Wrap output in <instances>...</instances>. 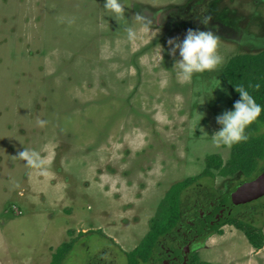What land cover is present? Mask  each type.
Returning <instances> with one entry per match:
<instances>
[{"label":"rangeland","instance_id":"obj_1","mask_svg":"<svg viewBox=\"0 0 264 264\" xmlns=\"http://www.w3.org/2000/svg\"><path fill=\"white\" fill-rule=\"evenodd\" d=\"M121 2L117 19L105 0H0V264H93L105 247L114 264H141L181 204L243 181L204 170L230 159L211 138L237 101L223 71L264 50V0ZM205 17L222 64L185 82L167 41L208 30ZM23 148L40 167L17 157ZM248 203L241 219L264 237L263 201ZM197 251L193 264H264V244L230 224Z\"/></svg>","mask_w":264,"mask_h":264},{"label":"clouds","instance_id":"obj_2","mask_svg":"<svg viewBox=\"0 0 264 264\" xmlns=\"http://www.w3.org/2000/svg\"><path fill=\"white\" fill-rule=\"evenodd\" d=\"M104 9L113 13L117 19L124 17L125 6L121 0H105ZM210 20V17H205L201 21L208 30L189 29L182 40L169 39L167 41L170 49L168 54L176 58L178 53L179 58L175 59L173 69L177 70V76L182 81L189 82L194 75L214 71L222 64L219 52L221 37L209 27ZM127 31L128 38L134 39L135 32L133 29L129 28ZM256 87L259 88V85H256ZM235 91L239 94L240 99L234 103L233 110L226 111L216 118L220 129L211 138L218 146L231 147L235 144L246 142L249 139L246 130L264 111V107L256 102V99L244 86L235 87ZM195 115L199 117V123L204 119V114L196 112ZM44 123V121H37L40 126H43ZM200 131L207 135L203 128ZM17 157L25 160L29 165L35 167H40L41 165L38 154L34 151L30 152L23 148V151Z\"/></svg>","mask_w":264,"mask_h":264},{"label":"trees","instance_id":"obj_3","mask_svg":"<svg viewBox=\"0 0 264 264\" xmlns=\"http://www.w3.org/2000/svg\"><path fill=\"white\" fill-rule=\"evenodd\" d=\"M223 75L225 79L230 82L236 100H239L240 97L239 94L235 91V87L242 85L256 99V102L262 107H264V50L253 55L243 54L234 56L228 62L226 70L223 71ZM256 85H259V88H257ZM263 127L264 111L261 112L257 120L246 130V134L248 135L249 139L246 142H241L239 144L231 146V156L226 163H224L219 156H211L208 159L204 170V176H215V174L213 173V169L218 168L220 169L221 177H234L237 174L243 177V181H241V183L238 184L236 188L247 182L253 181L264 170V168L260 167V164L264 161V131L262 130ZM222 163H224V165ZM199 178L200 177H195L185 180V182L181 183L182 187L188 188V186L192 185ZM226 195H224L223 198L225 197L227 202L228 197ZM165 199H167V197H165ZM262 201L264 205V199H262ZM179 212H181V208L178 209V211H175V214H177L176 218L166 217L163 222L160 223V225H164L165 223L168 224L167 226L154 231V240H157L167 231L173 228V226L177 222ZM160 217L162 220V216ZM155 221L156 220H153V227L157 225ZM227 224H230L232 226L234 225L238 229L243 230L250 245L253 246L255 249H261L264 244L262 230L256 229L257 227H255L249 222L244 223L243 219L241 218L232 219L231 217H228V219L222 221L220 224H216L212 228V230L207 234V236H210L213 233H219L220 227ZM160 225H158V227ZM69 248V243H64L60 246V249L62 250H69ZM59 263L60 262L54 261L50 264Z\"/></svg>","mask_w":264,"mask_h":264},{"label":"flooded vegetation","instance_id":"obj_4","mask_svg":"<svg viewBox=\"0 0 264 264\" xmlns=\"http://www.w3.org/2000/svg\"><path fill=\"white\" fill-rule=\"evenodd\" d=\"M230 194L232 192L226 195L227 202L225 197L211 199L205 196L203 201L196 199L183 203L182 207L187 208L178 213L176 225L154 242V247L148 251L141 264H193L192 261L198 254L197 249L202 247L207 239V234L216 224H220L228 217L234 219L245 216V212L248 210L246 208L251 203L234 205ZM241 207L244 209L241 210ZM105 238L111 241L110 238ZM111 244L117 248L115 242L111 241ZM109 249L111 248L105 247L104 250H101L93 264H114L116 256L112 251H109L108 256L114 257V259L109 260L106 257V252ZM197 258L200 262L199 257Z\"/></svg>","mask_w":264,"mask_h":264},{"label":"water","instance_id":"obj_5","mask_svg":"<svg viewBox=\"0 0 264 264\" xmlns=\"http://www.w3.org/2000/svg\"><path fill=\"white\" fill-rule=\"evenodd\" d=\"M264 197V171L253 181L247 182L237 188L231 194V201L234 205L245 204L248 201H255Z\"/></svg>","mask_w":264,"mask_h":264}]
</instances>
